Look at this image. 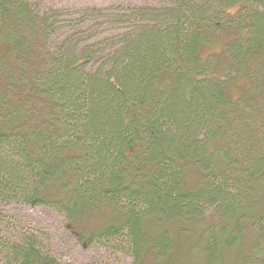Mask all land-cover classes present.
I'll use <instances>...</instances> for the list:
<instances>
[{
    "label": "trees",
    "instance_id": "trees-1",
    "mask_svg": "<svg viewBox=\"0 0 264 264\" xmlns=\"http://www.w3.org/2000/svg\"><path fill=\"white\" fill-rule=\"evenodd\" d=\"M126 19L95 61L0 0V206L51 208L130 264H264V0ZM3 226L0 264H60Z\"/></svg>",
    "mask_w": 264,
    "mask_h": 264
},
{
    "label": "rangeland",
    "instance_id": "rangeland-1",
    "mask_svg": "<svg viewBox=\"0 0 264 264\" xmlns=\"http://www.w3.org/2000/svg\"><path fill=\"white\" fill-rule=\"evenodd\" d=\"M51 26L49 46L70 39L75 54L101 58L112 42L129 30L127 16L135 8L160 6L166 0H29ZM92 63V62H91ZM91 65V64H89ZM90 67V66H89ZM88 67V68H89ZM2 232L17 237L23 230L34 233L60 264H130V258L104 246L86 248L73 237L60 214L43 206L6 204L0 206ZM6 228L7 230H5ZM18 238V237H17Z\"/></svg>",
    "mask_w": 264,
    "mask_h": 264
},
{
    "label": "bare ground",
    "instance_id": "bare-ground-1",
    "mask_svg": "<svg viewBox=\"0 0 264 264\" xmlns=\"http://www.w3.org/2000/svg\"><path fill=\"white\" fill-rule=\"evenodd\" d=\"M26 78V77H25ZM14 88V87H13ZM5 104V103H4ZM130 163V162H129Z\"/></svg>",
    "mask_w": 264,
    "mask_h": 264
}]
</instances>
